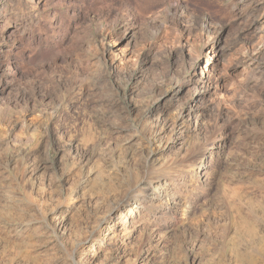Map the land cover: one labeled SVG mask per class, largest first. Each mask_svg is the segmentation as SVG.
I'll return each mask as SVG.
<instances>
[{
	"label": "rangeland",
	"instance_id": "obj_1",
	"mask_svg": "<svg viewBox=\"0 0 264 264\" xmlns=\"http://www.w3.org/2000/svg\"><path fill=\"white\" fill-rule=\"evenodd\" d=\"M27 1L0 0V14H13L0 22V264H264V46L254 59L260 45L229 26L212 74L222 90L191 82L210 36L198 19L229 23L227 0H189L190 31L172 12L150 26L160 6L134 0L146 20L118 59L106 45L122 33L85 13L74 38L34 64ZM58 3L40 18L67 8ZM147 182L165 187L176 216L149 207L116 223Z\"/></svg>",
	"mask_w": 264,
	"mask_h": 264
},
{
	"label": "bare ground",
	"instance_id": "obj_2",
	"mask_svg": "<svg viewBox=\"0 0 264 264\" xmlns=\"http://www.w3.org/2000/svg\"><path fill=\"white\" fill-rule=\"evenodd\" d=\"M48 1L50 0H28L23 9L24 38H28L27 40L28 45L30 46L31 51L33 50L32 53L30 52L31 54L29 56L26 55L27 56L26 60L28 64L30 63L32 64L33 62H35L34 56L39 55L43 57L45 54L51 52L52 49L56 47H61L67 40L72 38V36L74 35L72 30L73 28L77 26L76 23L72 25L73 20H76V18L81 19L83 16L86 15L85 13H88L87 17L89 15H93L97 17L100 16L102 23L106 21L105 23H107V25L110 26L108 33L110 32L115 33L116 30L122 33V36L120 38H118L117 40L111 39L110 43L106 45V50L108 54L113 55L115 59H118L119 58L118 56L122 53L121 52L122 47H120L121 42L122 41H127V43L131 42L133 37L137 36V32L141 31L142 25H144L143 22L144 20H146L145 16L147 14V13L142 14V12L139 11L136 5L137 2H135L134 0H59V3L57 5L63 6L64 4H66L67 8L63 10H56V12H54L53 16L49 20L45 18L47 20V23H44L46 20H42L40 17H41V13L47 10ZM219 1L222 2L224 0H219ZM140 4L144 6H151V7L160 6L159 7L160 10L150 17V20H149L150 26L152 25L156 26L157 21L163 17L168 22L169 21L168 14L170 12H172L173 13L172 15L174 16V19L172 18L174 20L173 22L174 23L177 22L178 24L183 26L185 29L186 28L189 29L190 27H192V25L195 24L192 22L194 13L190 12L189 0H147L144 2H140ZM225 6L229 10L230 18H231V20L227 24H225L224 22H220V23L216 22L213 18L212 13H210L209 11H206L202 15V18L198 19L199 23L200 24L202 23V26H201L202 29L204 31H207V33H209L210 36H209V39H207L208 44L206 46V52H205V55H206L205 63L201 66L200 64L194 65L195 67L194 73H196L198 69L202 67L201 77L195 80L192 79L191 82L200 84L201 87L208 90L209 92H213V91L215 92L219 88L221 90L223 88V81H222L223 77L222 78L220 77L219 81H217L216 83V79L214 81L212 80V77L214 78V75L212 74H214V72L217 71V66L219 65L220 59L223 57V55H225L226 50H227V46H226V42L228 41L227 36H228V33L231 34L230 28L227 29V27L239 24L238 28L240 29V32L233 33L237 37V39L247 40L250 43H252L254 47L256 43H258L257 45H260L259 47L257 46L258 48L255 47L257 49L255 48L253 49L254 50L253 56H255L254 59L256 58L258 59L259 55L262 52L260 48L264 46V0H227ZM147 12H149V10ZM11 17H13V14L12 15L0 14V22H3L2 20L4 18H8L11 20ZM18 19L19 18L16 17V20ZM169 22H172V21H169ZM10 26L12 25H7L6 27H10ZM36 26H37V29H35ZM15 29L16 27L14 26L13 30ZM18 31H20V29L17 27L16 32ZM33 44H37V46H34ZM3 48H4L3 42L1 41L0 50H3ZM228 48L230 49V46ZM252 60L253 59H251V61ZM9 68H11V66ZM12 70L10 71V73L7 72L8 75H11L10 77L15 76L16 70L18 69L16 70L14 69V71ZM11 82H14V81H11ZM8 84L10 85V83ZM193 99H194L193 102H195L194 97ZM194 106H195L194 104H187L186 113L184 114V116L182 115V117H179V121L181 122L190 121L189 119L193 115L192 111L194 109ZM202 112L203 111H201V114ZM215 122L216 123L220 122L221 123L220 125L224 127L223 128L224 130L228 128L227 121L224 118L223 113H220L216 117ZM151 183L147 182L144 184L143 187L145 190L144 189L143 190L146 192L144 196L134 194L135 189L131 190L129 198L126 199L125 201V205H130V203H133L132 204L133 206L129 207V212L125 214L124 216H121V215L117 216L115 218L116 223L123 222V224H126L128 222H131L130 218L133 217V215L136 214V212H139L142 208L147 210V208L149 207H153L155 210L154 214L160 216V218L164 221L168 217L172 218L176 216L177 211H176V206L174 205V200L170 201V199L164 195L163 189L165 187L159 186L162 189V191L158 190V188L152 189L151 187H149ZM147 190H149V194L147 193ZM232 193L235 194V191L232 190ZM148 195H150L151 198L148 199L147 198ZM230 196L232 197V194ZM110 218H114V217H110Z\"/></svg>",
	"mask_w": 264,
	"mask_h": 264
}]
</instances>
